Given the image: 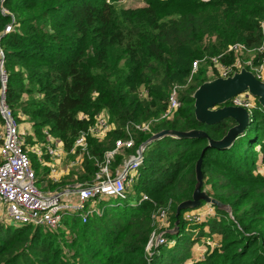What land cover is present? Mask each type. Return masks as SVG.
I'll use <instances>...</instances> for the list:
<instances>
[{
	"label": "trees",
	"instance_id": "1",
	"mask_svg": "<svg viewBox=\"0 0 264 264\" xmlns=\"http://www.w3.org/2000/svg\"><path fill=\"white\" fill-rule=\"evenodd\" d=\"M119 1L0 0L8 101L18 117L27 116L39 135L48 127L69 139L67 148L104 110L114 125L104 140L88 136L91 156L62 185L75 174L91 179L96 158L128 137L127 122L152 120L149 130H133L137 146L163 130L206 135L170 134L148 144L135 192L149 200L140 204L104 208L87 222L72 217L58 231L0 220V264H264V103L256 99L249 123L229 146L211 145L238 121L197 118L195 94L216 77L205 67L192 73L195 60L218 55L233 42L261 43L264 0ZM13 16L14 30L4 33ZM142 85L148 90L144 98L138 95ZM175 86L181 105L162 118ZM80 112L89 117L77 118ZM199 161L201 192L229 205L231 214L216 205L201 222L185 220V212L205 205L203 198L178 211L195 199ZM158 207L170 208V227L178 229L164 232L167 243L149 255ZM199 240L207 245L203 257L193 251Z\"/></svg>",
	"mask_w": 264,
	"mask_h": 264
},
{
	"label": "built area",
	"instance_id": "2",
	"mask_svg": "<svg viewBox=\"0 0 264 264\" xmlns=\"http://www.w3.org/2000/svg\"><path fill=\"white\" fill-rule=\"evenodd\" d=\"M14 22L13 16L12 23L5 27L4 33L14 30ZM261 29L262 41L258 46L250 47L243 42H233L218 55L206 54L195 60L192 73L205 67L210 77L226 79L246 69L262 81L264 72L262 75L258 71L262 72L264 68V20L261 22ZM3 35H0V122L4 128L0 135V206L5 210V217L9 219V222L22 225L33 224L43 226L46 230L58 231L64 227L67 216L79 217L83 222H87L94 214H103L104 208L100 207L98 202H101L104 197L126 200L130 196L137 195L134 190L140 178V169L145 161V150L148 144L146 141L137 146L133 130H149L152 120L144 123L127 122L124 130L128 133V137L115 140L114 146L104 153L101 160L96 158L98 170L91 179L80 180L77 176L74 180L48 191L38 186L39 176L25 147L26 126L22 127V122L28 118L25 115L18 117L8 101L9 73L5 68L6 55L1 47ZM228 54L235 56L233 61L223 60ZM244 54L253 57L243 62L240 56ZM256 58H262L263 63L253 72L250 68H253ZM176 87L173 88L170 104L162 118L172 116L181 105ZM143 92L147 96L148 90L145 87ZM251 96L252 94L247 91L233 96L230 100L234 106L245 108L250 115L255 106ZM87 117L89 114L83 112L77 115V118L81 120ZM113 128L109 112L104 110L96 116L95 122L87 130L80 131L72 146L67 148L69 139L65 141L57 138L48 127H45L43 130L45 142H38L33 152L38 155L42 164L48 166V177L54 183H60L64 171L69 175L71 167L84 163L86 155L91 156L88 149V136L104 140ZM121 151L124 156L120 162L116 158ZM66 154L72 155L73 158L71 163L67 164L68 168L62 169L61 161L65 159ZM80 168H84L83 164ZM145 200H149V196L140 193L134 205ZM168 210L169 207H158L153 215L155 225L158 226L152 232L146 247L149 255H152L154 247L167 243L164 232L174 233L178 229V226L170 227ZM215 210L216 205L213 202H207L202 207L185 212L184 219L190 222H201L214 214ZM161 228L163 230H159ZM159 231L163 232L159 233Z\"/></svg>",
	"mask_w": 264,
	"mask_h": 264
},
{
	"label": "water",
	"instance_id": "3",
	"mask_svg": "<svg viewBox=\"0 0 264 264\" xmlns=\"http://www.w3.org/2000/svg\"><path fill=\"white\" fill-rule=\"evenodd\" d=\"M249 92L252 95L258 97V99L264 103V82L255 77V75L244 69L241 72L235 74L234 76L224 79L217 78L213 81L207 82L203 84L196 92V116L200 121L207 123H214L219 120H222L226 117H233L237 119L238 125L233 127L228 135L222 141H214L212 140L211 145H215L218 147H226L229 146L237 136L243 132L247 124L249 123V113L243 107L236 106H224L217 110H212V107L219 104L222 105L230 100L233 96L243 93ZM180 135V136H195V135H206V133H198V132H181L174 130H163L160 131L153 136H151L146 144L151 143L152 141L161 138L165 135ZM198 183L195 191V199L191 201L184 202L179 205L178 211L184 207H191L199 205V201L201 198L210 202L213 201L215 205L227 210L230 214L232 212L231 207L227 204L221 203L216 199H212L210 197H201L202 193L200 190V186L203 180V174L201 172V164L200 161L198 163Z\"/></svg>",
	"mask_w": 264,
	"mask_h": 264
},
{
	"label": "rangeland",
	"instance_id": "4",
	"mask_svg": "<svg viewBox=\"0 0 264 264\" xmlns=\"http://www.w3.org/2000/svg\"><path fill=\"white\" fill-rule=\"evenodd\" d=\"M120 4H124V5H129V6H139V5H142L143 2L142 0H120L119 1ZM241 55V54H239ZM253 56L251 55H248V54H244L243 56H240V58H243V59H240L242 60L243 62H245L248 58H252ZM237 58H239V56H237ZM263 63V59L262 58H256L255 59V62H254V65H253V68L250 70L255 72L254 69L256 68H260L261 64ZM259 73H261L263 75V72H264V68L262 69V72L258 71ZM215 78V76H213ZM212 77V78H213ZM217 79V77H216ZM227 79V78H226ZM262 81L264 82V77L262 79ZM176 87V86H175ZM177 88V87H176ZM143 89H144V85H142L140 87V90L138 91V95L140 98H144L146 97L144 95V92H143ZM178 93V92H177ZM179 95V94H178ZM258 97L252 95L251 96V99L252 101H254L256 103V99ZM229 106H234L233 104L229 105ZM224 107V104L222 105H215L212 107V110H217V109H220ZM16 110V109H15ZM16 115H17V111H15ZM26 126V127H25ZM22 127H25V131H24V138H25V141H26V144H25V147L26 149L29 151V156L32 160V163H33V166H34V169L36 170L38 176H39V180L37 182L38 186L43 189L44 191H48V190H52V189H56L60 186V184L62 185V183L58 182V183H54L50 177H48V174H49V168L48 166L42 164V162H40L39 160V157L38 155L33 152V148H35L36 144L38 142H41V143H44L45 142V137L44 135H39L38 134V131L36 129V127L32 124L31 120L27 119L25 120L24 122H22ZM252 128V125L249 126L248 128V134L250 133L249 131L251 130ZM24 129V128H23ZM4 131V128L2 127V124L0 122V135H2ZM248 138H252L251 134L248 135ZM100 140V139H99ZM124 156V153L123 151H121L119 153V155H117V160H119L120 162L122 161V158ZM72 155H68L66 154V157L64 160H62V164H61V168L64 169V168H68L67 167V164H70L71 163V159H72ZM83 164V163H82ZM77 165V166H74V167H71L70 170H69V175L66 174V172L64 171V174L62 176V181L65 180V179H69V177H71L73 175V171L77 172L76 170H80V166L82 165ZM261 170L264 171V167H260ZM77 177V175L75 174L73 178ZM67 182H65L66 184ZM61 188V187H60ZM59 188V189H60ZM136 190V189H135ZM134 190V191H135ZM202 195L201 197H208L205 192H201ZM138 199V195H134V196H130L128 199L126 200H118L114 197H104L103 200L101 202H98L99 206L102 207V208H107V209H116V210H119V211H122L125 209V207H128L129 205H134L136 204V201ZM213 199V198H212ZM208 201H206L207 203ZM210 202H213V201H210ZM205 203V204H206ZM199 208V207H197ZM169 214L171 213L170 211V208L168 210ZM5 210L3 209L2 206H0V220H4L6 223H10L9 222V219L5 217ZM73 216H67L65 218V220H68V219H71ZM4 218V219H3ZM160 223V222H159ZM158 223V224H159ZM11 224V223H10ZM161 224V223H160ZM14 225V224H13ZM158 226V225H157ZM156 226V227H157ZM165 228V227H164ZM159 230H163L162 228L159 229ZM187 235V234H185ZM208 242H210L211 244V240L208 239ZM207 245H205L203 243V240H199L197 243H193V251L195 253V256L196 257H200V256H204L206 251H207Z\"/></svg>",
	"mask_w": 264,
	"mask_h": 264
},
{
	"label": "crops",
	"instance_id": "5",
	"mask_svg": "<svg viewBox=\"0 0 264 264\" xmlns=\"http://www.w3.org/2000/svg\"><path fill=\"white\" fill-rule=\"evenodd\" d=\"M204 243V242H203Z\"/></svg>",
	"mask_w": 264,
	"mask_h": 264
}]
</instances>
